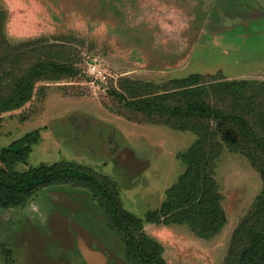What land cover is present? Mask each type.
<instances>
[{"label": "rangeland", "instance_id": "obj_1", "mask_svg": "<svg viewBox=\"0 0 264 264\" xmlns=\"http://www.w3.org/2000/svg\"><path fill=\"white\" fill-rule=\"evenodd\" d=\"M0 9L7 14L0 31L11 43L40 38L55 49L54 58L79 69L72 78L36 81L30 100L0 112V148L34 128L40 133L13 168L61 160L90 167L110 179L123 207L139 217L161 205L185 169L179 153L196 134L131 113L109 90L120 89L124 78L161 90L190 73L215 82L264 81V0H0ZM35 56L23 54L19 66ZM90 62L103 66L104 77L89 72ZM219 139L221 230L202 238L186 223L143 224L168 264H222L234 227L254 207L258 170ZM0 264L133 262L92 191L60 182L39 188L22 205L0 207Z\"/></svg>", "mask_w": 264, "mask_h": 264}, {"label": "trees", "instance_id": "obj_2", "mask_svg": "<svg viewBox=\"0 0 264 264\" xmlns=\"http://www.w3.org/2000/svg\"><path fill=\"white\" fill-rule=\"evenodd\" d=\"M6 19V12L0 9L1 29ZM40 41L31 38L14 44L5 31H0V112L30 100L36 81L72 78L79 71L61 56V60L54 58L55 49ZM27 52L35 53L36 59L19 66L21 56ZM207 78L201 73H190L171 78L161 90H155L156 86L148 81L124 78L120 89L109 90L131 113H142L152 122L196 134L192 144L179 153L185 169L166 189L158 209L147 212L145 217L126 210L107 176L76 162L61 160L21 171L14 169L13 165L25 161L38 141V128L0 148V207L22 205L39 188L54 183L86 186L104 207L111 228L120 233L128 260L133 264H168L162 256V245L147 235L143 224L186 223L202 238L221 230L226 215L214 169L220 135L231 149L252 161L262 179L254 207L232 231L222 264H264V81L215 82ZM207 87L214 91L217 100L209 97ZM3 251L8 252L5 248Z\"/></svg>", "mask_w": 264, "mask_h": 264}, {"label": "built area", "instance_id": "obj_3", "mask_svg": "<svg viewBox=\"0 0 264 264\" xmlns=\"http://www.w3.org/2000/svg\"><path fill=\"white\" fill-rule=\"evenodd\" d=\"M102 65V64H101ZM99 68H96V67ZM101 67V68H100ZM103 66H100L99 64H96V62H90L89 64V72L94 74L95 76L98 77H104V74H106V70L102 68ZM91 68V69H90Z\"/></svg>", "mask_w": 264, "mask_h": 264}]
</instances>
